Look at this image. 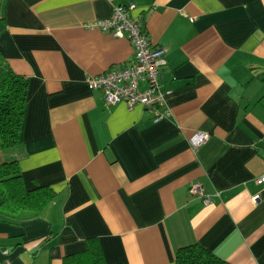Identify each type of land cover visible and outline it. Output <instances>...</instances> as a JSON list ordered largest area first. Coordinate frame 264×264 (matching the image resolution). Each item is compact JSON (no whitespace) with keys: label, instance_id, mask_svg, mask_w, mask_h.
Here are the masks:
<instances>
[{"label":"crops","instance_id":"1","mask_svg":"<svg viewBox=\"0 0 264 264\" xmlns=\"http://www.w3.org/2000/svg\"><path fill=\"white\" fill-rule=\"evenodd\" d=\"M129 2L165 50L160 120L85 85L131 61L128 40L86 28ZM0 16V64L28 78L22 142L1 158L57 194L39 214L0 212V261L63 264L94 238L107 264H174L194 243L264 264V0H2ZM195 132L209 137L193 150Z\"/></svg>","mask_w":264,"mask_h":264},{"label":"built area","instance_id":"2","mask_svg":"<svg viewBox=\"0 0 264 264\" xmlns=\"http://www.w3.org/2000/svg\"><path fill=\"white\" fill-rule=\"evenodd\" d=\"M134 8L132 2L125 5L117 4L113 7L110 18L86 25V28L110 33L116 39L128 40L132 47V59L124 65H114L98 75L87 76L85 85L89 91L101 92L106 106L123 103L132 108L140 105L150 110L156 119L160 120L170 115L158 80L159 70L166 64L165 50L151 44L141 18L131 16ZM208 137L206 133L195 132L189 137L188 142L192 149L196 150ZM256 183L264 185V174ZM188 193L200 199L204 205L211 202L210 197L202 193L198 183H192ZM252 201L258 203L259 196H253ZM0 264H8V261H0Z\"/></svg>","mask_w":264,"mask_h":264},{"label":"trees","instance_id":"3","mask_svg":"<svg viewBox=\"0 0 264 264\" xmlns=\"http://www.w3.org/2000/svg\"><path fill=\"white\" fill-rule=\"evenodd\" d=\"M2 0H0L1 4ZM0 16V22L2 21ZM28 78L0 64V212L16 217L20 212L39 214L57 194L49 187L26 190L17 160L6 161L1 154L22 142L27 106ZM63 264H107L98 241L87 239L86 248L63 257ZM174 264H228L211 251L194 243L180 247Z\"/></svg>","mask_w":264,"mask_h":264},{"label":"rangeland","instance_id":"4","mask_svg":"<svg viewBox=\"0 0 264 264\" xmlns=\"http://www.w3.org/2000/svg\"><path fill=\"white\" fill-rule=\"evenodd\" d=\"M3 160H6V158H3Z\"/></svg>","mask_w":264,"mask_h":264}]
</instances>
